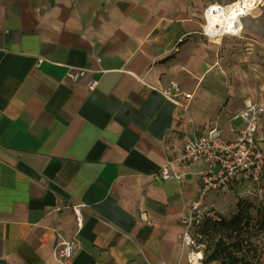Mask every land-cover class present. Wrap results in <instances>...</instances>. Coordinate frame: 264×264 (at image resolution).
Returning a JSON list of instances; mask_svg holds the SVG:
<instances>
[{
  "label": "crops",
  "instance_id": "0c3cea01",
  "mask_svg": "<svg viewBox=\"0 0 264 264\" xmlns=\"http://www.w3.org/2000/svg\"><path fill=\"white\" fill-rule=\"evenodd\" d=\"M202 26L172 0H0V264H60L65 240L71 264H187L200 166L175 160L204 130L235 137L252 102ZM167 163L185 178L163 180Z\"/></svg>",
  "mask_w": 264,
  "mask_h": 264
},
{
  "label": "built area",
  "instance_id": "2783aa9c",
  "mask_svg": "<svg viewBox=\"0 0 264 264\" xmlns=\"http://www.w3.org/2000/svg\"><path fill=\"white\" fill-rule=\"evenodd\" d=\"M262 2V1H261ZM261 2L257 0H234L229 5L211 3L202 11L203 26L197 35L208 41L215 38L239 37L242 30V18L247 16ZM230 7V12L226 8ZM211 26V31L206 30ZM87 70L69 68L66 74L71 81L85 76ZM97 81L92 80L87 89H95ZM179 89L171 82L161 91L168 100L179 105ZM185 99L190 94L184 95ZM264 115L263 103H246L231 116V121L239 120L240 128L232 139H225L216 128L204 130L194 135L182 145L181 152L175 160L177 166H200L196 175L199 179V192L190 202L188 212L180 219V231L177 235L182 247L187 250V264H209L204 260L201 245L196 241L195 230L200 226L205 202L212 193L226 191L233 183L251 182L259 185L264 176V151L258 144V131ZM187 172L177 171L167 163L160 167L163 180H183ZM77 228L81 219L77 217ZM76 249L74 240L61 241L54 246L53 257L60 264H71Z\"/></svg>",
  "mask_w": 264,
  "mask_h": 264
},
{
  "label": "rangeland",
  "instance_id": "374dc122",
  "mask_svg": "<svg viewBox=\"0 0 264 264\" xmlns=\"http://www.w3.org/2000/svg\"><path fill=\"white\" fill-rule=\"evenodd\" d=\"M185 6L186 13L198 19L204 8L217 3L229 5L234 0H172ZM242 18L243 30L239 37H225L219 41L224 62V76L234 90L245 99L264 104V0ZM237 120L234 124H238ZM258 144L264 151V115L258 131ZM217 199L214 207L204 210L202 222L195 230L196 241L200 244L206 262V247L213 241L201 234L200 228L206 218L229 219L238 209L247 214V223L238 239L242 241L241 254L248 264H264V176L259 185L251 182L233 183L219 193H212ZM209 264H218L211 262Z\"/></svg>",
  "mask_w": 264,
  "mask_h": 264
},
{
  "label": "trees",
  "instance_id": "16d2710c",
  "mask_svg": "<svg viewBox=\"0 0 264 264\" xmlns=\"http://www.w3.org/2000/svg\"><path fill=\"white\" fill-rule=\"evenodd\" d=\"M247 214L242 209L229 219L218 220L206 218L200 228V233L210 237L213 243L206 247V263L218 264H248L241 254L242 241L240 237Z\"/></svg>",
  "mask_w": 264,
  "mask_h": 264
},
{
  "label": "bare ground",
  "instance_id": "6f19581e",
  "mask_svg": "<svg viewBox=\"0 0 264 264\" xmlns=\"http://www.w3.org/2000/svg\"><path fill=\"white\" fill-rule=\"evenodd\" d=\"M257 1H258V2H261L262 0H257ZM230 9H231V8L227 6L226 11H227V12H230ZM248 15L251 16L250 13H249ZM211 28H212V27L209 26V27H207L206 30L211 31ZM219 41H220V38H215L212 42H213V43H219Z\"/></svg>",
  "mask_w": 264,
  "mask_h": 264
}]
</instances>
